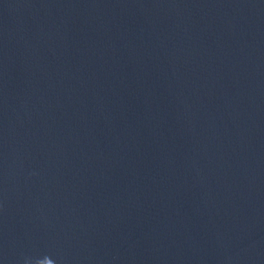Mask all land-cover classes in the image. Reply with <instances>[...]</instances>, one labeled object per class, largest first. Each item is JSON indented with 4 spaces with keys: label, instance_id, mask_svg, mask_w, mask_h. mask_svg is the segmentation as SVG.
Listing matches in <instances>:
<instances>
[{
    "label": "water",
    "instance_id": "95a60500",
    "mask_svg": "<svg viewBox=\"0 0 264 264\" xmlns=\"http://www.w3.org/2000/svg\"><path fill=\"white\" fill-rule=\"evenodd\" d=\"M0 264H264V0H0Z\"/></svg>",
    "mask_w": 264,
    "mask_h": 264
}]
</instances>
